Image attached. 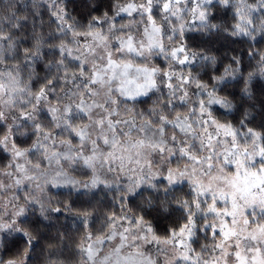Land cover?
Listing matches in <instances>:
<instances>
[{
  "label": "clouds",
  "instance_id": "obj_1",
  "mask_svg": "<svg viewBox=\"0 0 264 264\" xmlns=\"http://www.w3.org/2000/svg\"><path fill=\"white\" fill-rule=\"evenodd\" d=\"M220 125L264 142V0H0V264H214Z\"/></svg>",
  "mask_w": 264,
  "mask_h": 264
},
{
  "label": "snow or ice",
  "instance_id": "obj_2",
  "mask_svg": "<svg viewBox=\"0 0 264 264\" xmlns=\"http://www.w3.org/2000/svg\"><path fill=\"white\" fill-rule=\"evenodd\" d=\"M164 7L167 9L168 5L165 4ZM243 22L244 18L241 17V24L236 27L246 33L247 29L243 27ZM183 62L181 61V63ZM218 130H223V134L226 137H231L234 141L232 149L224 155V164L231 163V170L225 172L223 168H220L218 174L212 176L207 182L200 181L199 178H193L192 181L199 194H211L212 196L205 215L214 217L210 231L213 238L218 241L216 248L222 253V256L214 264H228L229 256H232L235 264H264V252L256 249L255 254L249 256L241 246L243 240L251 239L255 242L259 238H264V224L252 225L248 214L250 208L260 207L264 211V165L259 169L248 166L249 162L256 158L264 160V142L256 145L253 152H249L246 148L241 152L239 145L235 143L234 130L225 128L223 125L218 126ZM250 134L255 139H260L259 133L250 130ZM209 141L211 142V137H209ZM89 162L90 159L86 160V163ZM207 166L209 169L213 167L211 156L208 158ZM169 179H174V177L170 176ZM196 206L199 208L198 202ZM56 211L59 213L60 209L57 208ZM23 212V209H19L16 214L23 215ZM189 221H192L191 216H189ZM185 227H181L179 231L174 230L172 236L174 238L177 236L186 237V235L190 237V233L186 234ZM149 231L151 230L149 229ZM121 239H126V237L121 236ZM153 239L157 238L153 237ZM233 244L237 249L234 253L231 251ZM176 246L184 248V240H177ZM88 251L91 255V245H89ZM251 251L253 250L249 249V252ZM183 259L191 261L190 254L185 252ZM191 264H196V261H191Z\"/></svg>",
  "mask_w": 264,
  "mask_h": 264
}]
</instances>
